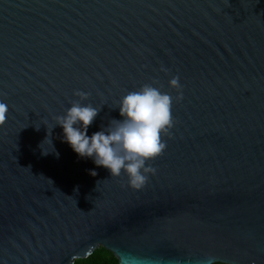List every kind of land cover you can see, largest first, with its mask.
Wrapping results in <instances>:
<instances>
[{
	"label": "water",
	"instance_id": "95a60500",
	"mask_svg": "<svg viewBox=\"0 0 264 264\" xmlns=\"http://www.w3.org/2000/svg\"><path fill=\"white\" fill-rule=\"evenodd\" d=\"M144 85L172 126L133 188L55 125ZM0 103V264H264V0H0Z\"/></svg>",
	"mask_w": 264,
	"mask_h": 264
},
{
	"label": "clouds",
	"instance_id": "9594fccd",
	"mask_svg": "<svg viewBox=\"0 0 264 264\" xmlns=\"http://www.w3.org/2000/svg\"><path fill=\"white\" fill-rule=\"evenodd\" d=\"M169 83L178 87L176 78ZM170 105L168 94L144 85L120 98L116 108L121 119H111L110 123L90 135L88 128L98 114L91 105L73 102L62 116L57 117L55 126L62 130L61 142L67 143L78 158L90 159L96 167L106 169L112 176H119L123 170L129 185L140 188L147 180L146 174L153 171L145 166L146 162L165 148L161 133L172 126ZM5 111L6 106L0 103V121ZM50 142L52 144L51 139ZM52 147L58 157L53 144ZM90 174L96 172L90 170ZM206 264H212L211 257Z\"/></svg>",
	"mask_w": 264,
	"mask_h": 264
},
{
	"label": "trees",
	"instance_id": "16d2710c",
	"mask_svg": "<svg viewBox=\"0 0 264 264\" xmlns=\"http://www.w3.org/2000/svg\"><path fill=\"white\" fill-rule=\"evenodd\" d=\"M75 264H120L118 259L109 251L99 249L95 251L88 259L78 260Z\"/></svg>",
	"mask_w": 264,
	"mask_h": 264
}]
</instances>
